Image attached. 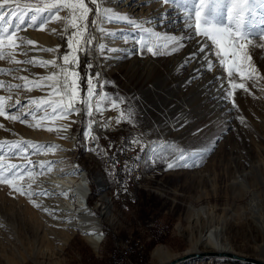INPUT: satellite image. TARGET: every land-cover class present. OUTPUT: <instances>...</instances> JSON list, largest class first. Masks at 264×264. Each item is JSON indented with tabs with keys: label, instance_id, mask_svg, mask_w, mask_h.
<instances>
[{
	"label": "rangeland",
	"instance_id": "374dc122",
	"mask_svg": "<svg viewBox=\"0 0 264 264\" xmlns=\"http://www.w3.org/2000/svg\"><path fill=\"white\" fill-rule=\"evenodd\" d=\"M127 1L128 3H126ZM138 1L109 0L106 7H112L122 13V9L126 6L125 13L138 19L140 10L138 7L140 4H136ZM158 1L150 0L148 3L141 1L140 3L146 7ZM19 2L35 4L37 0H19ZM131 7L133 8L130 9ZM58 11L62 13L60 17H69L68 9L61 8ZM169 16L170 20H165L164 24L158 23L160 17L152 20H157L154 21V26L158 31L170 33L178 32L181 29V23L170 22L177 19L175 13H170ZM92 19H96L94 12L89 16V23ZM59 21L63 32L60 38L51 41L55 48L59 46L57 51L62 47L64 41L67 42L68 47V36L74 31L69 27L65 32L67 21L64 19ZM100 23L98 21L95 27H89L90 35L95 38L94 45L89 48L87 53L84 51L78 53V66L74 64L72 67H66L69 68V72H79L80 95L84 96L87 92L88 77L84 67L80 64V59L82 55L86 54L94 57L102 70L101 86L103 87L100 93L107 92L110 96L120 94L127 97L138 109V126L132 127L128 123H121L98 133V147L91 152L93 156H89L84 152L83 142L89 117L85 114V106L77 104L76 107L81 108V112L70 114L67 119L47 117L41 120L40 117L45 115L44 111L37 112L35 119L32 116L26 117V123L0 116V125H2L0 141H32L31 135L35 133L34 131H37L41 136L51 124L55 129L59 125L67 126L66 128H69L74 135L70 159H77L88 170L92 191L89 196L91 202L88 205L95 209L96 214H99L97 207L103 200L97 187L95 175L98 174L102 177V173H104L107 176V178H102L105 183L104 192L110 198L111 210L117 217V221L115 224H111L101 217L107 236L102 244L100 254L94 252L92 245L87 242L79 230H75L67 242L62 244L61 241L67 230L63 226V212L56 209L60 206L53 201V195H33L30 198L27 195H21L8 184L0 183V264H109V262L112 264L110 250L114 248L120 237L130 232L139 233L142 236L145 248L143 252L145 251L146 255L142 264H160L158 259L151 255L157 246L167 248L175 257L196 251L189 250L188 234L190 230L196 234L201 230L204 231V226L206 228L208 225L203 223L200 226H195L190 218L191 207L200 208L202 206L212 207L215 215L222 218L224 234L229 238L230 244L237 251L236 253L264 259V236L259 223L252 217V207H250L259 205L264 220V183H260L264 179V79L245 81L249 91L236 90L234 98L238 108L233 109L230 102H222L219 99L223 92L218 87L220 81L216 77L224 76L221 68L217 66L212 71L201 68L199 78L192 79L191 83H188L194 75V71L190 69L191 66L200 67V65L196 66L199 63V58L197 61L188 63L183 69L178 67L184 57L194 50V42H189L188 46L180 53L171 56L153 57L146 51L143 56L138 53L127 55L128 51L138 48V45L133 43V39L138 38L139 33L128 23L113 21L109 22L106 31L122 34L115 37L106 34L105 45L120 48L123 51L100 53ZM259 42L258 40L257 43ZM22 46L30 47L31 45L23 44ZM73 47H75V43ZM5 51H12V49L8 48ZM41 52L39 49L28 51L27 48H19L13 54L15 57L17 56V59L21 58V61L32 58L48 61L49 59L44 58ZM43 52L49 53L44 50ZM36 53H38V58L33 56ZM252 56L260 74L264 76V49L254 48ZM62 58L61 65H63ZM5 63H8L7 59L0 60V68L8 69L2 67V64ZM34 66L37 70L34 77L40 79L43 75L41 67ZM12 69L22 72L23 66H15ZM23 72L25 74L27 68ZM20 77V73L18 75H12L10 72L0 74V81L5 82L4 86L0 87V96L11 97L6 101V104H13L12 101L18 96H22L19 98L21 107L18 112L34 107L28 103L31 96L26 97L29 91L30 94L34 93V98L38 99L49 94L44 89L47 87L37 88L31 84L27 88L23 87L25 84H22L23 79ZM237 82H239V77H237ZM8 85H21V87L9 89ZM26 91L28 92L26 93ZM109 107L110 104H102L103 111L99 116H102L105 109ZM9 114L16 113L9 112ZM76 115H78L77 119ZM96 115L98 114L95 112L94 100L91 119L98 124ZM237 117H243L244 123H241ZM36 123H40L42 126L38 128L29 126V124ZM95 126L96 124H93L91 130ZM139 134H142L143 144H149L151 141L158 143L174 141L177 145L190 149L207 143L213 137H219V139L214 149L205 155L199 166L172 170H166L164 163H149L147 151L142 152L141 144H135L133 149L137 151L138 157H144L147 167L152 172L153 189L150 191L135 189L133 184L128 182L126 186L128 193L126 189L115 186L113 180L107 175V169L101 167L100 163L107 147H115L124 142V139L134 138ZM58 140L66 143L65 137L61 134L58 135ZM41 144L53 145L48 141H43ZM56 152L41 150L33 153V150L29 149L26 159L23 155H5L4 163L5 165H21L27 164V160L33 161L37 166L30 169L31 177L25 175L29 169H24L21 171L22 178L13 182L23 187L25 191L39 193L47 190L44 180L51 171L45 170L44 174H40L38 162L51 161L50 159L55 157L53 154ZM250 167L259 170V182L254 181L248 175L251 178H248V182L252 186L250 190L243 193L234 183L236 178L242 173L248 172ZM47 191L51 193L50 190ZM30 201H35L39 207L34 206ZM105 204L108 205L106 202ZM44 209L49 211L45 212ZM234 211L237 215L233 213ZM99 215L101 216V213ZM59 246H61L60 250H56V247Z\"/></svg>",
	"mask_w": 264,
	"mask_h": 264
},
{
	"label": "snow or ice",
	"instance_id": "6c2138e0",
	"mask_svg": "<svg viewBox=\"0 0 264 264\" xmlns=\"http://www.w3.org/2000/svg\"><path fill=\"white\" fill-rule=\"evenodd\" d=\"M150 0H142V3H148ZM89 3L95 5V9L89 7ZM109 0H37L35 4L20 3L19 0H0V60L7 59L10 63H27L47 67L48 65H56L55 60H16L13 54L23 44L32 45L35 42L18 36L17 33L24 27L35 28L37 25L43 29L44 25L51 20L67 21L65 32L68 28L74 29L68 36V48L70 52L63 56V65H56L59 72L52 73L47 77H41L39 80L28 81L23 87L27 88L29 84L37 88L49 87L53 88L50 95H56L58 100H45L43 98H33L28 101L33 108L26 111H19L21 107L20 101L15 104H6L11 97L0 96V116L12 121H20L26 123V117H36V113L44 111L45 115L40 117L41 120L47 117L67 119L70 114L81 112V108L76 107L77 104L85 106V114L89 117L87 128L84 135L86 139L96 140L97 137L91 135V128L96 123L92 120L93 101L95 100V112L102 114V104L109 105L111 109L117 110L118 115L115 118H108L101 124V127L107 129L112 119L115 123H128L132 127H137L138 109L127 97L120 94L109 95L107 92L100 93L99 98L97 86L94 80H98L99 74L94 78L88 75L87 92L84 96L80 95V74L78 71L69 72L68 65L76 64L78 66L80 51L87 53L89 48L94 45L95 38L89 33V27H95L100 21L113 22L120 21L128 23L136 32L139 33L138 38L133 39V43L138 45L136 50H130L127 55L138 53L143 56L145 51L153 57L171 56L180 53L188 46L189 42H194L195 48L187 56L184 57L178 66L183 69L188 63L197 61L199 58L200 67L194 69V75L189 79L199 78L201 68L206 71H212L217 66L223 70V77H216L220 81L218 87L222 90L223 95L219 97L222 102H230L233 109L238 106L235 102V93L237 89H243L248 92L245 83L247 80L256 81L264 79L256 67L252 50L256 47L264 49V0H161V3L169 7L160 16L159 24H164L165 20H170V13H175L176 20L170 22L181 23V29L178 32H160L152 26V17L142 19H134L127 13H120L112 7H105ZM15 4V7H13ZM42 5V6H41ZM66 8L69 10V17H60L54 15V12ZM7 9V12L5 11ZM96 19H92L89 23V16L93 14ZM15 18V21H14ZM7 21V23H5ZM100 31H105L107 35L119 36L120 32H107L102 27ZM131 35V34H130ZM260 41L257 43V41ZM75 43V47L73 44ZM127 43V40H125ZM57 48H46L44 51L55 52ZM12 51H5V49ZM100 51L115 53L123 51L120 48L107 47L104 44L99 45ZM26 55V53H24ZM91 69L92 65H87ZM13 71L12 69L0 68V74ZM239 77V82H237ZM20 79L28 80L27 77ZM226 80V84H225ZM43 81H55V84H44ZM4 81H0V87H3ZM255 86V85H253ZM19 88L21 85H8V88ZM103 87V86H101ZM51 108V112L48 109ZM231 110V109H230ZM13 112L16 114H9ZM241 123H244L243 117H237ZM30 127H41L40 123L29 124ZM2 127V125H0ZM67 126H62L66 129ZM53 131V128H48ZM60 131L62 129H55ZM198 134V133H197ZM142 134L134 137L130 142L141 144V151H147L148 162L152 164L164 163L166 170L176 168H190L199 166L205 155L210 153L219 137H213L205 144L197 148L190 149L181 145H177L174 141H151L149 144H143L141 140ZM8 146L7 148L5 146ZM59 145L41 144L28 140L17 141H0V183L8 184L21 195H27L30 198L33 195H51L47 190L39 193L25 191L13 181L21 179V171L29 169L25 175L31 177V168L37 165L27 160V164H7L4 163L5 155H23L25 159L29 153V149L33 153L41 150H56ZM62 150V149H61ZM95 151V149H88ZM58 161H40L38 167L40 174H44L45 170L51 171V165ZM128 168L127 162L125 169ZM115 165L112 166L114 171ZM79 166H76L73 173L79 172ZM67 195V193H60ZM34 206L39 207L35 201H30ZM48 212V209H44Z\"/></svg>",
	"mask_w": 264,
	"mask_h": 264
},
{
	"label": "bare ground",
	"instance_id": "6f19581e",
	"mask_svg": "<svg viewBox=\"0 0 264 264\" xmlns=\"http://www.w3.org/2000/svg\"><path fill=\"white\" fill-rule=\"evenodd\" d=\"M141 1L142 0H139L138 3H136V4H140V6H138L140 9L138 11V15H139L138 19H142L143 17H152V20L159 18L164 13V11L169 7L168 5L162 4L161 0H159L156 3H153L150 6L143 7V5H141L140 3ZM126 3H128V1ZM126 8L127 7L125 6L122 9V13L123 12L125 13ZM132 8L133 7H131L130 9ZM5 11L7 12V9H5ZM61 14L62 13L60 11L54 12V15L61 16ZM154 21H157V20H154ZM154 21H152V26L155 25ZM109 24L110 23L108 21H103L102 23H100L99 45L106 44L105 42L106 32L100 31V29L102 27L104 30H106L109 27ZM62 32H63V29L61 27V22L59 20L50 19L48 23L44 25L43 29H41L39 25H37V27L35 28L24 27L17 33V35L23 37L25 40L30 39L35 42L30 47L22 46L20 47L21 49L27 48L28 51H30V49L31 50L39 49L40 52L42 50L41 53L44 55V58H48L49 60H55L56 65H58L59 64L58 63L59 62V59H58L59 52L55 51V52H49L45 54L43 52V49L55 48L52 45L51 41L60 38ZM100 53L102 52L100 51ZM37 55L38 53L34 54L33 56L37 57ZM16 60L21 61V58L20 59L16 58ZM56 65L50 64L47 67H41L40 69L42 70V73H43L42 77H47L52 73H57L58 67ZM199 65H200L199 63L196 64L197 67H199ZM15 66H23L22 72L17 71L16 69H12ZM2 67L12 69L13 71L10 72V74L12 75L14 74L18 75V73H20L21 77H27L28 80L27 81L23 80L22 84H26L28 83V81H32V80H39V79H35L34 77V73L35 71H37L35 70L34 65L28 66L26 64L10 63L8 60V63L2 64ZM25 68H27V72H25L24 74L23 71ZM190 69L192 70L196 69L195 65H192ZM43 83L45 84L51 83L54 85L55 81H43ZM44 89L47 90L49 94H46L45 96L41 95L42 96L41 98L45 100H58L59 99V97H57L54 94L50 95V93L53 92V88L47 87ZM21 90L23 91L24 89H21ZM28 91H26V93ZM29 96L31 97L29 98ZM34 96H35L34 93L30 94V91H29V94L26 97H28L29 99H33ZM36 96L40 98V96L38 95ZM20 97L22 96H18V98L12 101V103L15 104L16 101L19 100ZM48 111H51V108H49ZM75 118L77 119L78 115H76ZM48 128H53L54 130L48 131L47 130ZM48 128L44 131V133L40 132V133H43L41 136L38 134L37 131H34L35 133H32L31 136H32V141L34 142L37 141V142L42 143L43 141H46V142L48 141L51 144L53 143V145L60 146L59 149L53 150L55 152L60 150L58 153L57 152L55 154L52 153L53 155H55V157L50 159L51 161H58V163L51 165L52 170H51V173H49L48 177H46V180H44V184H45L44 186L46 187L47 190L51 191V195L54 196L53 201H55L56 204L60 206V207H56V209L62 211L64 215L63 226L66 228L67 231L61 243L65 244L67 240L71 237L72 233L75 232V230H79L81 233L85 235L87 239H91L92 241H94L90 234L95 233L93 231V227L98 226L100 224L101 217L111 222V224H115L117 221V217L112 213V210H111L110 198L104 192L105 183H104V180L102 179L103 176L101 177L98 174L95 175L97 187L101 194V199L103 200V202L100 203L99 207H97L99 214L101 213V216H100L99 214H96L95 209L90 208V206L87 203V195H88V192H90V186H89V182L85 175V169L78 165L77 160L70 159V155L73 150L74 135L71 133L69 128H66V129L62 128V125L58 126V128L62 129L60 131H56L55 127L52 126V124L49 125ZM58 132L65 137L66 143L60 142L58 140V135H60ZM64 157H67V159H64ZM76 166H79L80 171L76 172L75 174H71L73 173V170ZM258 173H259V170H257L256 168L250 167L248 172L246 171L242 173L240 176H238V178H236V182L234 183V185L237 184L240 188L239 190L245 193L248 190H250L252 186L251 183L249 184L248 182L249 181L248 178H250L249 176H251L254 181L259 182ZM260 183H264V179H262ZM81 186L82 188L80 189ZM74 187L76 191L74 190ZM60 193H67V195H61ZM105 202L108 203V205H106ZM258 206L259 205L257 204L250 206L252 207L251 214H252L253 219H255V221L259 223L258 225L262 231V235L264 236V220L262 218V213L259 210ZM191 211L192 212H191L190 218L194 222L195 226H200L203 223L204 225H208V226H206V228L204 226V231L201 230L197 234L194 233L193 230H190L188 234V240L190 243L189 250L198 251L199 249H203V250L210 249V250H217V251L237 252L233 248V246L230 244L229 238L224 234L225 230L222 226V218L217 217L215 215L212 207H206V206H202L200 208L191 207ZM233 213L237 215L235 211ZM60 247L61 246L56 247V250H60ZM151 255L156 257L160 263L164 261H170L175 257L173 253H171L167 248H164L161 246L155 247ZM203 258L204 257L192 256V257L186 258L185 260L179 261L175 264H190L194 261H198L199 259H203Z\"/></svg>",
	"mask_w": 264,
	"mask_h": 264
},
{
	"label": "built area",
	"instance_id": "2783aa9c",
	"mask_svg": "<svg viewBox=\"0 0 264 264\" xmlns=\"http://www.w3.org/2000/svg\"><path fill=\"white\" fill-rule=\"evenodd\" d=\"M92 6L95 8V5H92L89 3V7ZM106 7V5H104ZM62 47L59 49L58 53V59L59 64L61 65V57L62 55L68 54L69 49L67 47V42H62ZM81 66L84 67V70L87 74V77L89 74H91L94 78L96 77V74H99L98 80H94L97 86V93L99 95L102 85V70L100 68V64L97 63L96 59L92 57L89 54L82 55L80 59ZM91 64L92 67L89 69L87 65ZM72 65H68V67H72ZM106 111L102 116H99L100 114L96 115L98 118V124L91 130V135L97 137L98 133L103 132V130H109L110 128L118 126L115 123V119H112L110 122V126L105 129L101 127V124L108 120V118H115L118 115V111L111 109L110 107L105 109ZM103 116H105L103 118ZM133 138H126L125 141L121 144H118L117 146H109L105 149L102 161L100 163L101 167H104L107 169V175L111 178L117 186V188L126 189V186L128 185V182L133 184L135 189H144L147 191L152 190V184L151 179L152 172L147 167L146 161L144 157H138L137 151L133 149L134 145L130 142ZM84 142V152L88 154L89 156H93L91 153L92 151L88 149H96L98 147V142L96 140L91 139H83ZM77 160V159H76ZM127 162L128 168L125 169V163ZM78 165L83 167L85 169V175L86 178L90 184L91 183L88 177V170L86 166L80 162H78ZM115 165L114 171L112 170V166ZM102 176L107 178L104 173H102ZM83 184V183H82ZM83 186V185H82ZM80 187V189L82 188ZM75 190V187H74ZM76 191V190H75ZM128 191V190H127ZM88 192L87 195V203L89 204V196L91 194ZM106 193V192H105ZM129 193V191H128ZM100 200V197H98ZM99 200L97 201V204L99 203ZM85 202V200H84ZM90 205V204H89ZM93 231L95 233L90 234L94 241L91 239H87L84 235V238L87 240V242L92 245L94 252L96 254L101 253V247L103 242L106 239L107 233L106 229L103 226V223L100 221V224L98 226L93 227ZM89 235V233H88ZM144 250L143 240L142 236L139 233L130 232L127 233L125 236L120 237L116 241V245L112 250H110V258L112 264H137L135 258L133 255H135L137 258H142V253ZM197 263H191V264H252L245 260H237V261H229L224 258H218V257H208L204 259H200L198 261H195Z\"/></svg>",
	"mask_w": 264,
	"mask_h": 264
},
{
	"label": "water",
	"instance_id": "95a60500",
	"mask_svg": "<svg viewBox=\"0 0 264 264\" xmlns=\"http://www.w3.org/2000/svg\"><path fill=\"white\" fill-rule=\"evenodd\" d=\"M218 257V258H224L229 261H237V260H245L248 261L252 264H264V259L254 257V256H249V255H244V254H238L236 252L232 251H217V250H198V251H192L188 253H184L182 255H179L178 257H175L174 259L170 261H164L160 264H175L179 261L185 260L186 258L189 257Z\"/></svg>",
	"mask_w": 264,
	"mask_h": 264
},
{
	"label": "trees",
	"instance_id": "16d2710c",
	"mask_svg": "<svg viewBox=\"0 0 264 264\" xmlns=\"http://www.w3.org/2000/svg\"><path fill=\"white\" fill-rule=\"evenodd\" d=\"M91 202V200H89V203ZM144 250H145V248H144ZM133 257L135 258V260H136V262L138 263V264H142V263H144V261H145V257H146V255H145V251L142 253V258L141 259H139V258H137L135 255H133ZM108 261H109V259H108ZM109 264H110V262H109Z\"/></svg>",
	"mask_w": 264,
	"mask_h": 264
}]
</instances>
